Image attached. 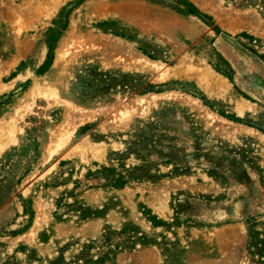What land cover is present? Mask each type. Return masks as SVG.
Returning <instances> with one entry per match:
<instances>
[{"label": "rangeland", "instance_id": "rangeland-1", "mask_svg": "<svg viewBox=\"0 0 264 264\" xmlns=\"http://www.w3.org/2000/svg\"><path fill=\"white\" fill-rule=\"evenodd\" d=\"M187 1L199 16L180 0H0V125L19 128L0 153V264H264V0ZM45 81L65 101L33 93ZM206 109L241 129L217 134ZM64 132L104 159L43 164Z\"/></svg>", "mask_w": 264, "mask_h": 264}, {"label": "bare ground", "instance_id": "bare-ground-1", "mask_svg": "<svg viewBox=\"0 0 264 264\" xmlns=\"http://www.w3.org/2000/svg\"><path fill=\"white\" fill-rule=\"evenodd\" d=\"M259 31H260L259 32L260 34L264 35L263 29H260ZM64 49H61L59 52L58 60L56 62V66H55V70H54L55 74H56V72H58L59 68H61V66L64 63V60L66 57ZM137 63H139L144 69H147V70L159 71L162 69L161 65H159V64H157V63H155V62H153L147 58H140L139 61H137ZM178 74H181V72ZM183 74L191 75V76L194 75L196 78H198L201 85H203L207 89V91L215 90V89H217V87H220V84H221L219 81H217L218 79L213 80L211 77L212 75L207 70L196 69L195 65L191 66L190 68H185V71ZM188 77L189 76H187L186 78H188ZM32 91H33V93H38V95H42L46 98L50 97V98H54V99L60 100V101L63 99V96H62L63 93L56 86L55 82L50 83L48 81H45L44 83L38 84ZM170 97H171V94L166 95L164 93L163 95L153 94V95H150L147 97H143L141 99L139 98L140 100L133 101L128 106H126L125 109L121 110L119 112L118 116L114 120H112V124H115V126L120 125V123L126 122V120H128V119L125 117L127 115H130V114L133 115L135 110H138L140 112L150 111L159 102L164 101L166 99L169 100ZM63 101H65V100L63 99ZM112 108H113V106H110V109H112ZM250 108H251V104L249 102L243 101L242 104H239L237 106V111H238V113L243 114L245 111L249 110ZM78 111H79V113H82L81 117L85 113L84 109L78 110ZM203 120L206 122V124L208 125V127L210 129L214 130L217 134L223 135V136H231V135L235 134L237 131H239V129H241L238 127V125L236 123L228 121V120L216 115L215 113H213L211 110H208V109L205 110ZM243 130H245V129H243ZM247 131H249V130H247ZM247 131H245V132H247ZM18 133H19V128L15 122L0 125V153L4 149H6L7 147H9V146H11L17 142ZM263 138H264V136H263ZM71 142H72V137L70 134L65 133V134L61 135V137L58 140L57 145L54 148H49L46 150V153L44 155V163L43 164H51L53 161H55L56 159H58L60 157H62L63 159H70V158L79 156L83 161H91V160L101 161L105 157V147L102 144L85 142V143L80 144L79 146L73 148V150L67 151L69 149ZM30 178H31V176L27 179V181ZM40 224L41 223H40V219H39L36 221V223L34 225V229L37 230L39 228Z\"/></svg>", "mask_w": 264, "mask_h": 264}, {"label": "trees", "instance_id": "trees-1", "mask_svg": "<svg viewBox=\"0 0 264 264\" xmlns=\"http://www.w3.org/2000/svg\"><path fill=\"white\" fill-rule=\"evenodd\" d=\"M180 5L182 7H185L184 9H181V8H178L176 9L177 12L181 15H184V16H189V15H192V16H199V11L198 9L192 4V3H189L187 0H180ZM64 11L61 13V15H64ZM60 20H62V17L60 18ZM67 27V21L66 23H64V25H62V27H57V28H53L50 30V34H51V37H55V35H62V32L66 29ZM53 42V39H50L49 40V54H48V58L49 60L45 63V66L47 67H50L51 66V62L53 59H54V56L52 55V51L53 49H55L56 47V43L54 45H52ZM124 233L123 231L120 232V234ZM106 240H110V238L107 236V239ZM119 247V244H116L115 245V248L117 249ZM133 248V246H132ZM104 262V261H102Z\"/></svg>", "mask_w": 264, "mask_h": 264}]
</instances>
